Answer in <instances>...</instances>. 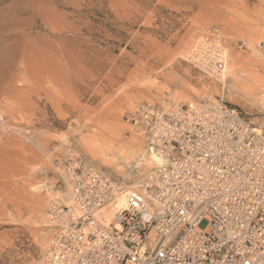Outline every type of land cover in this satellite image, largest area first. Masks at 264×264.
I'll use <instances>...</instances> for the list:
<instances>
[{
	"label": "rangeland",
	"instance_id": "rangeland-1",
	"mask_svg": "<svg viewBox=\"0 0 264 264\" xmlns=\"http://www.w3.org/2000/svg\"><path fill=\"white\" fill-rule=\"evenodd\" d=\"M17 1L0 2V264L44 263L69 155L119 186L145 179V118L164 100L224 102L264 135V0ZM215 27L222 83L189 61Z\"/></svg>",
	"mask_w": 264,
	"mask_h": 264
},
{
	"label": "built area",
	"instance_id": "built-area-1",
	"mask_svg": "<svg viewBox=\"0 0 264 264\" xmlns=\"http://www.w3.org/2000/svg\"><path fill=\"white\" fill-rule=\"evenodd\" d=\"M226 44L215 27L189 61L222 83ZM145 120L161 163L120 206L115 179L81 155L66 158L73 205H52L61 226L43 264H264V135L209 97L164 100Z\"/></svg>",
	"mask_w": 264,
	"mask_h": 264
},
{
	"label": "bare ground",
	"instance_id": "bare-ground-1",
	"mask_svg": "<svg viewBox=\"0 0 264 264\" xmlns=\"http://www.w3.org/2000/svg\"><path fill=\"white\" fill-rule=\"evenodd\" d=\"M4 0H0V2L2 3ZM6 1V0H5ZM15 1V0H14ZM17 1V0H16ZM18 2V1H17ZM26 2V1H25ZM20 3V2H19ZM11 4V3H10ZM13 4V3H12ZM12 6V5H11ZM6 7V6H5ZM4 7V8H5ZM7 7H9L10 8V6H7ZM6 7V8H7ZM9 8H7V9H4V10H0V20H1V18L3 17L4 18V16H5V12L7 13L6 14V16L9 14V10H11V9H9ZM11 16H12V14H11ZM2 18V19H3ZM7 18V17H6ZM1 22L2 21H0V32H3V31H5V28H6V26L4 27V25H2L1 24ZM6 31H7V28H6ZM8 32V31H7ZM7 34V33H6ZM1 35H2V33H1ZM226 73V72H225ZM224 76H225V74H224ZM261 82H262V89L261 90H264V79H261ZM256 132L257 133H259L257 130H256ZM260 134V133H259ZM93 138V137H92ZM96 139V138H95ZM88 142H90V141H88ZM88 142H87V144H88ZM86 143V142H85ZM90 144H93V143H91L90 142ZM89 145V144H88ZM115 147V146H114ZM124 157H125V155H123ZM127 158V157H126ZM139 158H142L141 159V161H145L143 164H145V167H143L144 168V171L145 170H148V169H150V167H152L153 165H154V167L152 168V170L158 165V164H160L161 163V159H159V158H157L153 153H151V152H148L147 150H145L144 152H143V154L141 155V157H139ZM140 161V162H141ZM140 164V163H139ZM156 164V165H155ZM144 179L142 178V179H139L138 181H136L135 180V178H130V180L128 181L129 183H126L125 185H123V186H119L118 188H117V191H116V198H117V201H116V203H117V205L118 206H120V205H122L123 203H124V201H125V197H126V195H127V193L132 189V188H135L140 182H142ZM131 182H133V183H131ZM136 182V183H135ZM71 193V192H70ZM69 194V193H68ZM57 199H60L63 203H65V205L67 204V206L68 207H71L72 205H73V199H72V196H69V195H60V196H58L57 197ZM59 201V200H58ZM40 206V205H39ZM113 213H114V211L112 210V209H110L109 211H108V214H107V217H108V219H110L111 217H112V215H113ZM52 226L53 227H57V226H60V223L58 222V221H52ZM43 238V237H42ZM42 241H44V240H42Z\"/></svg>",
	"mask_w": 264,
	"mask_h": 264
}]
</instances>
